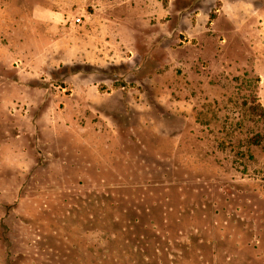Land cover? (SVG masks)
Returning <instances> with one entry per match:
<instances>
[{"label": "rangeland", "instance_id": "rangeland-1", "mask_svg": "<svg viewBox=\"0 0 264 264\" xmlns=\"http://www.w3.org/2000/svg\"><path fill=\"white\" fill-rule=\"evenodd\" d=\"M0 264H264V0H0Z\"/></svg>", "mask_w": 264, "mask_h": 264}]
</instances>
